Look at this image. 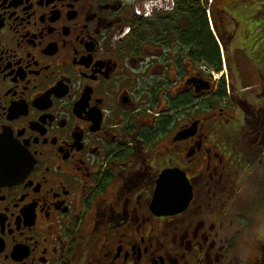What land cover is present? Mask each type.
<instances>
[{
    "label": "flooded vegetation",
    "instance_id": "obj_1",
    "mask_svg": "<svg viewBox=\"0 0 264 264\" xmlns=\"http://www.w3.org/2000/svg\"><path fill=\"white\" fill-rule=\"evenodd\" d=\"M263 186L264 0H0V264H264Z\"/></svg>",
    "mask_w": 264,
    "mask_h": 264
},
{
    "label": "water",
    "instance_id": "obj_2",
    "mask_svg": "<svg viewBox=\"0 0 264 264\" xmlns=\"http://www.w3.org/2000/svg\"><path fill=\"white\" fill-rule=\"evenodd\" d=\"M182 188L181 190L184 191L185 195H184V199L180 201H178L177 203H175L173 206H172V209L170 210H173V211H170V212H165V211H162L160 212V214H175V213H179L181 211H183L188 203L190 202L191 200V188L190 186L188 185L187 181L184 179L182 180Z\"/></svg>",
    "mask_w": 264,
    "mask_h": 264
},
{
    "label": "rangeland",
    "instance_id": "obj_3",
    "mask_svg": "<svg viewBox=\"0 0 264 264\" xmlns=\"http://www.w3.org/2000/svg\"><path fill=\"white\" fill-rule=\"evenodd\" d=\"M264 187V186H263Z\"/></svg>",
    "mask_w": 264,
    "mask_h": 264
}]
</instances>
